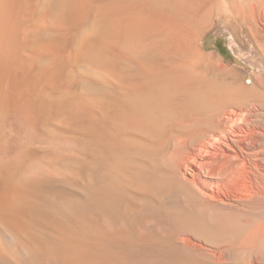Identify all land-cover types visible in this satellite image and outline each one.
<instances>
[{
  "label": "bare ground",
  "instance_id": "obj_1",
  "mask_svg": "<svg viewBox=\"0 0 264 264\" xmlns=\"http://www.w3.org/2000/svg\"><path fill=\"white\" fill-rule=\"evenodd\" d=\"M144 1L63 0L49 44L33 22L50 3L0 0V264H264V0ZM219 26L256 72L207 49ZM67 62L78 187L62 199L49 182L68 174L25 151L46 150Z\"/></svg>",
  "mask_w": 264,
  "mask_h": 264
},
{
  "label": "rangeland",
  "instance_id": "obj_2",
  "mask_svg": "<svg viewBox=\"0 0 264 264\" xmlns=\"http://www.w3.org/2000/svg\"><path fill=\"white\" fill-rule=\"evenodd\" d=\"M148 1H150V0H146V2L144 1L145 2L144 4L148 7L153 6L152 3H154L155 0H151L150 3ZM33 2L34 3L38 2L35 4V7H34L35 8L34 15H36V16H38L39 12H41L42 9H44L43 5H45V4L50 3L49 4L50 5V11L54 10V11H52L51 15H47L48 17H45L46 19L45 18L43 19L44 23L45 22L47 23V25L45 23V26H47V27L44 26L43 21H39V20H38V23H37V21H34L35 23L33 22V24H35V25H33V26H35L34 27L35 30H37L39 32V36L42 38L41 42L45 41L47 43L49 42V44L52 41L55 42L54 40L60 38L59 37L60 34L58 35V33H60V32H58V27H56V25H58V23L56 21L55 14L57 12H59V10H61V5L63 3V0H40V1L33 0ZM44 2H47V3H44ZM147 2L149 4H147ZM53 15L55 16V18L53 17ZM85 22H87V23H85ZM90 22H91V20L89 19L88 21H84V24H83V22L77 23L76 24L77 29L81 30V32H84V29L87 30L89 28L90 24L92 23V22L91 23ZM77 33L80 34V32H77ZM79 34H76L75 38L74 37L72 38L73 39V41H72L70 39V37L68 35H65V33H64L62 38L64 40H66V43L60 45V47L58 48V50H60V51L62 49V51H61L62 55L67 56L70 53L69 52L70 50H73V51L75 50L74 47L76 44L73 42H75L76 36H78ZM44 38H45V40H44ZM205 42H206L205 44L207 46V49L209 51H211V50L215 51L218 49L219 52L224 56V58L231 65L236 66L238 68L241 67L240 68L241 70H244L245 72H247L249 74H252L253 72L257 71V68L254 66V64L251 63V58L254 54L253 45L250 43H247L245 41L244 43H245L246 48H244V49L241 48L240 47L241 42L235 40L234 37L232 36V34L227 29L223 28L222 26H219L216 29H214L206 37ZM63 45H66V46L63 47ZM53 49H54V47H53ZM49 52H50L49 56L51 57V53H52L51 46H49ZM68 64L71 66H69ZM68 64H67V68H66L68 72L65 71L58 78L51 80V83H50L51 85H49V95H50L49 96V98H50L49 103H50V107L52 109L50 108L51 111L49 110V113L47 116V124H46L47 127H46V129L49 127L48 128L49 131L48 130L45 131L46 133H45V140L44 141L48 140L49 142L47 143V141H46V145H47L46 150L43 152L38 147V145H36L40 140L38 142L36 140V143L34 142L35 144L32 145L31 147H28L27 150L25 151L26 162H27L26 165H30V167L31 166L34 167L36 165L39 166V164H40L39 162H40L41 158H43V156H44V157H46V160H48L47 161L48 162L47 163V167H48L47 169L51 174H56V173L60 174L61 172H64V171H65V173L68 174L67 177H63L60 180H53L52 179L49 182V184H52L51 185L52 187L58 186V189H61V191L65 190L63 192L64 194L60 193V195L62 194L63 196L66 195L65 193L69 194L71 192L70 188L73 189L72 190V192H73L74 189H76L78 187V184L76 183V181L73 180L72 173L77 169V165H76L77 162L76 161H77V155H78V142H77V138H76L77 137V130H76L77 124L75 122L76 121V115H75V112H76L75 101H76V99H75V97L77 98V94L79 93L78 92L79 91V88H78L79 76H78V74L80 75L81 70H79L78 68L76 69V67H73L72 65L76 66L75 64H73V62L72 63L69 62ZM68 69H71V70L73 69V70L70 71ZM88 71H90V70L88 68H86L85 72H88ZM69 72H70V74H69ZM75 80L77 82H75ZM248 81H249V79H248ZM66 82L67 83L69 82V83L67 84ZM58 89H60V91ZM55 96H57V97H55ZM56 108H58V109H56ZM54 110H56V112ZM53 116H54V119H53ZM73 123H75V124H73ZM65 125L67 128L65 127ZM59 127H61V128H59ZM57 129H59V130H57ZM70 129H72V130H70ZM47 131H48V134H47ZM69 143H70V145H69ZM38 166H36L35 169H37ZM52 170H54V171H52ZM67 185L70 187H68ZM60 186H62V187L64 186V187H66V189H62V187L60 188ZM66 190L70 191V192H67ZM61 191H59V192H61ZM60 195L56 196V197L62 198V195H61V197H60ZM66 196H68V195H66ZM67 198L69 199V197H67ZM63 201H65V200H61V202H63ZM54 219L57 220V218H54Z\"/></svg>",
  "mask_w": 264,
  "mask_h": 264
}]
</instances>
